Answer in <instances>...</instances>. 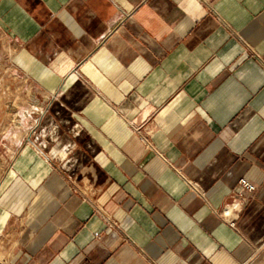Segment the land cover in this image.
I'll use <instances>...</instances> for the list:
<instances>
[{"label":"crops","instance_id":"obj_1","mask_svg":"<svg viewBox=\"0 0 264 264\" xmlns=\"http://www.w3.org/2000/svg\"><path fill=\"white\" fill-rule=\"evenodd\" d=\"M0 264H264V0H0Z\"/></svg>","mask_w":264,"mask_h":264},{"label":"built area","instance_id":"obj_2","mask_svg":"<svg viewBox=\"0 0 264 264\" xmlns=\"http://www.w3.org/2000/svg\"><path fill=\"white\" fill-rule=\"evenodd\" d=\"M255 189V186L246 180L238 181L234 198L224 213V216L229 218L228 224L231 228H234L235 226V216H237L244 204L245 194L252 193L255 191Z\"/></svg>","mask_w":264,"mask_h":264},{"label":"rangeland","instance_id":"obj_3","mask_svg":"<svg viewBox=\"0 0 264 264\" xmlns=\"http://www.w3.org/2000/svg\"><path fill=\"white\" fill-rule=\"evenodd\" d=\"M7 58H8V55H7Z\"/></svg>","mask_w":264,"mask_h":264}]
</instances>
